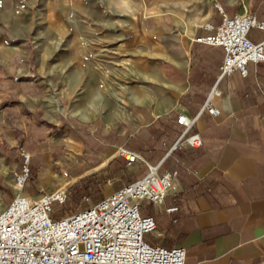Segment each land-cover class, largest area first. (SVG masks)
<instances>
[{"label": "crops", "instance_id": "obj_1", "mask_svg": "<svg viewBox=\"0 0 264 264\" xmlns=\"http://www.w3.org/2000/svg\"><path fill=\"white\" fill-rule=\"evenodd\" d=\"M217 3L264 19V0H0V210L20 191V146L34 196L90 184L98 201L154 164L176 176L163 204H141L148 242L185 247V264H264V61L219 78L224 48L197 40ZM193 133L201 145L173 149Z\"/></svg>", "mask_w": 264, "mask_h": 264}, {"label": "built area", "instance_id": "obj_2", "mask_svg": "<svg viewBox=\"0 0 264 264\" xmlns=\"http://www.w3.org/2000/svg\"><path fill=\"white\" fill-rule=\"evenodd\" d=\"M216 6L222 15L221 23H208L212 33L197 40L224 48L219 78L235 71L247 76L250 62L264 61V39L255 42L249 36L252 28L264 29V19L252 13L231 16L221 3ZM218 93L217 87H213L204 104V109L214 115L220 113L214 103ZM178 122L189 127L193 119L182 113ZM201 143L199 133L183 134L173 149ZM119 153L127 158V164L139 158L137 152L126 147H121ZM21 155L22 168L16 174L20 191L0 210V264H185V247L146 240L145 234L156 228V220L141 212L143 202H165L175 187L176 171L160 172L158 165L149 164L148 171L136 181L83 209L56 218L54 202L64 204L68 188L60 186L38 196L23 192L31 172V155L24 147Z\"/></svg>", "mask_w": 264, "mask_h": 264}, {"label": "rangeland", "instance_id": "obj_3", "mask_svg": "<svg viewBox=\"0 0 264 264\" xmlns=\"http://www.w3.org/2000/svg\"><path fill=\"white\" fill-rule=\"evenodd\" d=\"M111 46L112 47H116L118 45H117V43L112 42ZM21 147H24V146H20L19 147L20 154H21ZM27 151H29V150L27 149ZM29 153L31 155L30 151H29ZM21 157H22V155H21ZM31 157H32V155H31ZM22 163H23V160H22ZM30 166H31V160H30ZM128 166L131 167L132 163L128 164ZM21 168H22V165H21L20 169L17 171V173L21 171ZM30 175H31V172H30ZM116 182H118V180H116V178L112 177L111 181L108 182V184H111V185L115 186ZM15 185H16V178H15ZM16 187H17V185H16ZM105 190H106V186H105ZM76 199L77 198L72 196L64 204H60L58 202H54L53 216L56 217V218L63 217L64 215H66V213H71L73 211L80 210L81 208H83L85 206H88L89 204H92V203H94L97 200L96 198H94L93 195H89L88 197L84 198V200H76Z\"/></svg>", "mask_w": 264, "mask_h": 264}, {"label": "trees", "instance_id": "obj_4", "mask_svg": "<svg viewBox=\"0 0 264 264\" xmlns=\"http://www.w3.org/2000/svg\"><path fill=\"white\" fill-rule=\"evenodd\" d=\"M89 187L90 184L84 185L79 190H77V194L73 195L75 198H77L76 200H84V198L88 197L92 193Z\"/></svg>", "mask_w": 264, "mask_h": 264}]
</instances>
